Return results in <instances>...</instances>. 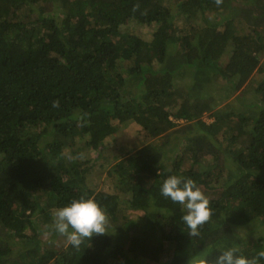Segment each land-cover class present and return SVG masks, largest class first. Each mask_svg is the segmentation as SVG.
<instances>
[{
    "label": "trees",
    "instance_id": "16d2710c",
    "mask_svg": "<svg viewBox=\"0 0 264 264\" xmlns=\"http://www.w3.org/2000/svg\"><path fill=\"white\" fill-rule=\"evenodd\" d=\"M198 10L203 23L192 21ZM245 17L252 33H241ZM132 21L156 26L150 42L122 33ZM261 23L264 0H0V264H215L229 248L250 259L264 250V234L243 235L264 226V77L245 110L218 108L264 75ZM128 122L149 142L115 149L106 183L91 187ZM78 142L93 165L82 167ZM170 175L210 200L197 237L161 195ZM81 196L109 222L75 248L53 214Z\"/></svg>",
    "mask_w": 264,
    "mask_h": 264
},
{
    "label": "clouds",
    "instance_id": "9594fccd",
    "mask_svg": "<svg viewBox=\"0 0 264 264\" xmlns=\"http://www.w3.org/2000/svg\"><path fill=\"white\" fill-rule=\"evenodd\" d=\"M215 3L219 6L223 0H215ZM59 104V100L52 102L54 108L59 107ZM160 192L173 203L182 205L181 211L184 214L181 219L188 228L189 235L199 236L200 227L210 220L213 210L209 198L197 186L196 181L170 175L164 180ZM108 222L106 211L93 198L81 196L54 212L52 227L66 238L69 245L79 248L85 238L105 234ZM238 251L235 247L223 251L215 264H259V260L264 259V250L258 251L251 259L245 255H236ZM188 264L208 262L205 258H193Z\"/></svg>",
    "mask_w": 264,
    "mask_h": 264
},
{
    "label": "rangeland",
    "instance_id": "374dc122",
    "mask_svg": "<svg viewBox=\"0 0 264 264\" xmlns=\"http://www.w3.org/2000/svg\"><path fill=\"white\" fill-rule=\"evenodd\" d=\"M221 11V10H219ZM215 13L214 14H208L206 15L207 20H209L210 22H218L217 18L215 19ZM220 17V16H219ZM196 19L193 18V22L197 23H203V18L201 17V12L200 10H198L196 16ZM246 18V17H245ZM182 23L179 21V25H181ZM241 27H242V34L247 33H252V31L250 32V26L248 25L249 22H247V18L246 19H242V23H241ZM240 28V27H239ZM257 28L261 31V35L264 36V23L260 26H257ZM156 26L154 25H143V24H139L137 22H129L126 25L121 27V31L124 34H135L136 36L140 37V39H142L141 41L143 42V44L148 43L152 40L154 32H155ZM230 50V49H229ZM229 55H227L224 60L227 61L228 60ZM261 63L264 64V55L261 56ZM131 65L127 64L126 67L129 68ZM264 75H261L260 73H255L254 76L252 77V80L249 83L244 84L241 89L239 91H237L233 97L228 100L226 103H219L220 106H218V108H225L226 104L230 103V105L234 106L237 108V110L239 109L240 112H242L243 110H245V106L247 103H249L248 101H251L250 99L252 97H254L253 94V90L255 89V87L258 85V83L263 79ZM222 84H224L223 81H221ZM251 85V86H250ZM242 92H247L248 96L245 99V105L242 104L241 102H238V100L236 99L237 95L241 94ZM251 92V93H250ZM228 106V105H227ZM211 113H207L204 116V120L208 123L213 122V118L210 117ZM256 113H252L251 116H255ZM181 125H183V122L181 121L180 123ZM171 142H174L175 139L174 137H171ZM148 141V138L145 136L144 133H142L141 131V127H139L137 124L135 123H131L128 122L126 123L124 126H122L120 128V130L116 133L114 139H110V144H112L114 147H112V150L110 148H105V150L102 152L101 157L99 158V160L95 163V164H99L100 166L97 168H93L90 171V175H89V179H90V186L91 187H95V185H97V181L103 183H106L105 180V175L107 170L113 165L112 163V158L113 155L115 154V152H113L116 149V153H119V151L123 150L122 154L124 156L130 155L134 152V150L139 149V147L145 145ZM162 141L159 140V143H161ZM85 143L83 142H78L76 144V146L74 147V150L76 152H80L82 154H85V158L84 159H80L81 163L84 165L82 166L83 168H85L86 166H90L93 165V163L96 160V153H93V151H87V149H85ZM82 148V149H81ZM181 148H183V146L181 145ZM65 151H68L67 148L64 149ZM182 149H179V152H181ZM169 156H171L170 153H168ZM86 161H88L89 163H86ZM189 162L186 161L185 166H188ZM100 173H103V177H98L100 175ZM226 176V174L224 175ZM224 176L222 177V179H224ZM217 181V180H216ZM108 192H113V187L111 188L109 186ZM253 231L250 230V232L247 231H243V235L245 237H248L250 239L253 238H257L259 237V235H263L264 234V226L259 227L255 233H252ZM164 261V260H163ZM123 264V263H121ZM150 264H154V263H150Z\"/></svg>",
    "mask_w": 264,
    "mask_h": 264
}]
</instances>
